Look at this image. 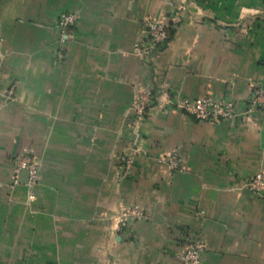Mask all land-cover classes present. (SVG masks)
<instances>
[{"label": "crops", "instance_id": "0c3cea01", "mask_svg": "<svg viewBox=\"0 0 264 264\" xmlns=\"http://www.w3.org/2000/svg\"><path fill=\"white\" fill-rule=\"evenodd\" d=\"M64 12L78 20L62 39ZM174 14L166 45L137 54L146 22ZM253 86L264 0H0V264H184L196 239L200 264H264V200L246 186L264 174V113L209 123L175 108L206 94L240 108ZM144 88L155 105L122 177ZM170 154L186 171L155 160ZM25 155L36 183L19 182ZM131 204L144 219L118 230Z\"/></svg>", "mask_w": 264, "mask_h": 264}, {"label": "built area", "instance_id": "2783aa9c", "mask_svg": "<svg viewBox=\"0 0 264 264\" xmlns=\"http://www.w3.org/2000/svg\"><path fill=\"white\" fill-rule=\"evenodd\" d=\"M77 20V15L72 12H64L60 15L58 28L60 29L62 39L69 35V31L75 26ZM179 21L180 18L177 14H174L167 20H148L145 24L148 35L147 43L144 47L135 45V52L139 55H144L147 52L163 48L166 45L170 32L177 26ZM12 90L10 93H12ZM154 105L155 94L150 89H140L134 97L130 107V129L136 139L128 150L117 158V164L122 177H128L132 173L135 158L142 149L139 142L140 129ZM175 108L183 115L209 123L233 120L238 116L252 117L258 112L264 113V87H251L243 106L240 108L233 99L219 98L212 94H206L193 100L179 99L175 104ZM155 160L157 163L165 166L169 171H186L184 160L176 154L156 157ZM15 169L17 173L21 170H28V182H37L39 164L32 157L27 155L20 157L17 160ZM246 186L264 200V174L262 172H258L248 179ZM143 219L144 211L139 205L131 204L122 206L117 214V229L123 230L128 227L131 221H140ZM203 252L204 244L202 241L200 239L194 240L182 255L183 263L200 264Z\"/></svg>", "mask_w": 264, "mask_h": 264}, {"label": "water", "instance_id": "95a60500", "mask_svg": "<svg viewBox=\"0 0 264 264\" xmlns=\"http://www.w3.org/2000/svg\"><path fill=\"white\" fill-rule=\"evenodd\" d=\"M29 179V172L28 170H21L19 175V182L23 184H27Z\"/></svg>", "mask_w": 264, "mask_h": 264}]
</instances>
